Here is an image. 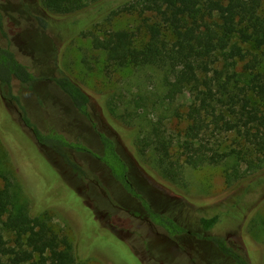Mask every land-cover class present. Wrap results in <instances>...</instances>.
Here are the masks:
<instances>
[{"label":"trees","instance_id":"obj_1","mask_svg":"<svg viewBox=\"0 0 264 264\" xmlns=\"http://www.w3.org/2000/svg\"><path fill=\"white\" fill-rule=\"evenodd\" d=\"M36 1L43 14L37 20L46 30L50 26L47 18L67 29L62 22L81 13L87 26L122 14L140 22L136 32H82L91 36L93 48L104 55L111 72L152 66L163 74L168 103L188 94L187 107L174 112L176 121L185 124L183 133L167 134L157 129L134 141L142 155L155 158L161 180L183 186L184 166L212 165L222 168L227 188L239 189L249 176L259 178L245 192L264 187V0ZM140 31L146 41L140 40ZM3 36L5 20L0 8V38ZM42 82L52 83L77 115L90 119L91 93L87 89L61 70L55 77H37L14 52L0 45L3 97L19 105L14 84L33 90ZM22 119L41 149L58 158L79 178L86 172L73 161L71 152L100 163L137 201L139 212L135 215L161 228L180 250L191 244L194 256L206 264H260V259H250L255 244L244 230V254L225 238L211 234L222 222L221 216L193 217L184 224L180 214L186 206L210 210L209 203L185 197L158 203L150 199L147 187L112 137L97 133L99 149L94 151L82 143L69 142L54 130L44 134L27 117ZM110 124L119 136L129 134L122 124ZM2 165L0 156V264H87L76 257L68 237L53 229L47 215H31L18 204L19 196L12 191ZM169 191L178 194L174 189Z\"/></svg>","mask_w":264,"mask_h":264},{"label":"rangeland","instance_id":"obj_2","mask_svg":"<svg viewBox=\"0 0 264 264\" xmlns=\"http://www.w3.org/2000/svg\"><path fill=\"white\" fill-rule=\"evenodd\" d=\"M0 8L5 20L1 47L14 52L37 77H55L61 70L91 93L90 119L86 120L49 82L39 83L33 90L14 84L19 105L0 92L2 170L19 196L20 206L31 215H47L53 229L68 237L76 257L87 264H206L194 256L191 244L180 250L161 228L136 216L137 201L100 163L71 152L73 161L86 172L79 178L41 149L22 118L27 117L44 134L54 130L69 142L82 143L94 151L99 149L97 133H104L117 142L147 187L150 199L158 203L185 197L209 203L210 210L186 206L181 220L188 224L193 217L221 216L222 222L211 234L225 238L244 254V230L260 251L257 254L254 245L250 259L264 264V187L245 192L259 177L249 176L239 189L227 188L221 167L184 166L183 186L176 187L161 180L151 154L142 155L134 146L135 140L157 129L167 134L183 133L185 124L176 121L174 112L183 111L190 102L186 93L168 103L163 74L152 66L111 72L104 55L93 48L91 36L82 32H136L140 26L136 17L122 14L87 26L81 13L62 22L67 29L59 28V21L44 18L50 24L46 30L37 20L43 14L36 0H0ZM140 40L146 41L142 31ZM109 119L127 127L129 134L119 136ZM171 189L179 195H173Z\"/></svg>","mask_w":264,"mask_h":264}]
</instances>
